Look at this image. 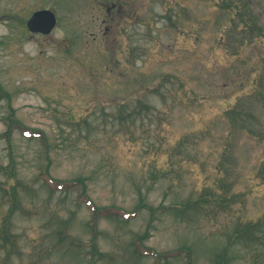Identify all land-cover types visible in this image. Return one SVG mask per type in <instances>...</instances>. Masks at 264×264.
Masks as SVG:
<instances>
[{"label":"rangeland","instance_id":"rangeland-1","mask_svg":"<svg viewBox=\"0 0 264 264\" xmlns=\"http://www.w3.org/2000/svg\"><path fill=\"white\" fill-rule=\"evenodd\" d=\"M245 8L264 30V0H0V264L90 263L93 206L122 216H99L94 264H264V36ZM42 9L46 36L26 27Z\"/></svg>","mask_w":264,"mask_h":264},{"label":"trees","instance_id":"trees-1","mask_svg":"<svg viewBox=\"0 0 264 264\" xmlns=\"http://www.w3.org/2000/svg\"><path fill=\"white\" fill-rule=\"evenodd\" d=\"M245 15L246 16H250V10H248L247 8H245ZM238 16H239L241 22H243L244 27H248L252 34L256 33L255 35H257V36H264V30L261 28V26L259 24H257L258 22L255 23V21L252 20L251 16H250L251 19H247V20L245 18H243L241 15H239V13H238ZM13 123H14L13 121H11L10 124L8 122V124H7V129L8 130L6 132V135L10 134V132L14 128ZM24 131L25 132L27 131L26 134H29L28 130H24ZM41 137H43V140L46 141L44 139L43 133H41ZM73 182L78 183V184L79 183L80 184L83 183L81 180H74ZM56 184L59 185V186H62L65 189H67L66 188L67 185H68L67 182L58 181V182H56ZM84 195H85V193H83L81 196L78 197L79 203H82L85 200L88 201L87 197H84ZM14 205H15V203L10 206V208L7 211V214L3 216V220H2V223L0 225V240H7L9 243H11L10 245H8L6 247L5 246H3V248L0 247V253L2 251H4V253H5L4 262H6V260L9 259L10 256L12 255L11 248H12V244H13L12 242L13 241L11 240V238L9 236V228H10V225H11V217L14 214V210H15ZM139 207H141L140 204L137 206V208H139ZM92 212H93V217H92V221L90 223V227H91L92 233L94 235H93V237L91 239V242H90V247H91L90 255L93 257V259L88 264H94V259H96V256L98 255L97 248H96V246L94 244V239H95L94 237L96 235V229H97V223H98L99 216L101 214H105V216H108L109 213L113 214L112 216H115V217H120L121 216L119 211H118V209H116L115 207H113V208H106V207L98 208V207L93 206ZM123 213L125 215H129V213H127V212H123ZM143 248L144 247H143L142 243L141 242L138 243L137 249H135V253L136 254H140L139 250L140 249L142 250ZM141 254H143V253L141 252ZM153 254L156 256L157 259H159V257H161L160 255H158L155 252H153Z\"/></svg>","mask_w":264,"mask_h":264},{"label":"water","instance_id":"water-1","mask_svg":"<svg viewBox=\"0 0 264 264\" xmlns=\"http://www.w3.org/2000/svg\"><path fill=\"white\" fill-rule=\"evenodd\" d=\"M56 24L54 14L49 10L35 12L27 22V28L32 33L49 34Z\"/></svg>","mask_w":264,"mask_h":264}]
</instances>
